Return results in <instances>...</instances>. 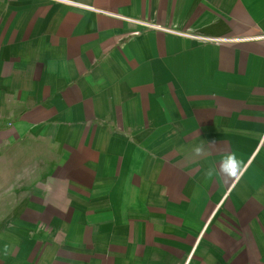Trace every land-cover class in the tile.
<instances>
[{
  "label": "crops",
  "instance_id": "1",
  "mask_svg": "<svg viewBox=\"0 0 264 264\" xmlns=\"http://www.w3.org/2000/svg\"><path fill=\"white\" fill-rule=\"evenodd\" d=\"M61 1L0 0V264H264V0Z\"/></svg>",
  "mask_w": 264,
  "mask_h": 264
},
{
  "label": "clouds",
  "instance_id": "2",
  "mask_svg": "<svg viewBox=\"0 0 264 264\" xmlns=\"http://www.w3.org/2000/svg\"><path fill=\"white\" fill-rule=\"evenodd\" d=\"M206 143L208 146H206ZM215 145L209 142H200L191 149L188 162H194L206 157L210 146ZM247 167L245 162L239 159L235 153L226 152L216 162L210 163L202 173L203 182H222L224 186L231 187L242 178L244 169Z\"/></svg>",
  "mask_w": 264,
  "mask_h": 264
},
{
  "label": "built area",
  "instance_id": "3",
  "mask_svg": "<svg viewBox=\"0 0 264 264\" xmlns=\"http://www.w3.org/2000/svg\"><path fill=\"white\" fill-rule=\"evenodd\" d=\"M55 1L59 2V1H61V0H55ZM61 2H64V3H70V2H66V1H61ZM70 4L73 5V6H75V7L83 8V9H85V10H89V11H93V12H97V13H104V12H102V11H97V10L91 8V7H87V6H83V5H79V4H73V3H70ZM107 15H110V16H112V17H116V18H121L120 16L115 15V14H107ZM135 22H136L137 24L141 25V26H144V27H151V28L154 27V26H151V25L146 24V23H143V22H137V21H135ZM199 39H201V40H205V39H203V38H199Z\"/></svg>",
  "mask_w": 264,
  "mask_h": 264
},
{
  "label": "rangeland",
  "instance_id": "4",
  "mask_svg": "<svg viewBox=\"0 0 264 264\" xmlns=\"http://www.w3.org/2000/svg\"><path fill=\"white\" fill-rule=\"evenodd\" d=\"M148 24V23H147ZM149 25H151V24H149ZM151 26H153V25H151Z\"/></svg>",
  "mask_w": 264,
  "mask_h": 264
}]
</instances>
